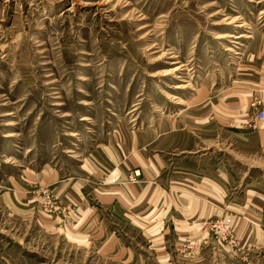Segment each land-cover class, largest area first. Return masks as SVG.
<instances>
[{"label":"rangeland","instance_id":"374dc122","mask_svg":"<svg viewBox=\"0 0 264 264\" xmlns=\"http://www.w3.org/2000/svg\"><path fill=\"white\" fill-rule=\"evenodd\" d=\"M256 80L264 0H0V264H264V146L230 132L264 130ZM207 151L197 174L239 194L192 240L106 220L140 208L142 170L192 177ZM112 230L128 250L102 248Z\"/></svg>","mask_w":264,"mask_h":264},{"label":"crops","instance_id":"0c3cea01","mask_svg":"<svg viewBox=\"0 0 264 264\" xmlns=\"http://www.w3.org/2000/svg\"><path fill=\"white\" fill-rule=\"evenodd\" d=\"M260 85L261 82L253 81V99L264 101V91L263 93L260 91ZM249 102V99H246V108ZM240 113L242 111L236 110L234 116L238 117ZM230 132L237 142L252 140L260 146H264V130L250 131L247 128L239 127ZM211 153L205 152L199 156L192 153V158L204 157V159L192 161V177L178 174L174 168L170 171L165 161L157 160L153 165L154 167L148 169L147 172L142 170V177L145 182L139 186L132 185L130 187L134 194L140 192L142 195L140 208L130 212L127 208L123 211L111 208L107 212L108 218L106 220L119 226L124 219L123 224L132 231L139 229L142 238H146L150 246L165 247L166 242H169L168 237H173V240H192V226L196 227L198 224L204 223L207 217L227 214L239 194L237 187L229 190L230 177L227 173L221 171L220 178L215 177V180L207 175L206 169L201 171L203 172L202 175L197 174L196 168L213 165L210 157L205 158ZM217 164L223 166L220 160ZM145 174L146 176H144ZM209 174L211 175L210 172ZM256 182L261 183L260 181ZM245 187L247 186L245 185ZM245 191L243 190V195L246 194ZM103 211V209L102 213L100 211V215L105 216L106 212L103 214ZM153 233L158 235L152 236ZM116 236V230L109 232L102 248L119 250L124 248L128 250V247Z\"/></svg>","mask_w":264,"mask_h":264},{"label":"built area","instance_id":"2783aa9c","mask_svg":"<svg viewBox=\"0 0 264 264\" xmlns=\"http://www.w3.org/2000/svg\"><path fill=\"white\" fill-rule=\"evenodd\" d=\"M253 105V104H252ZM245 124L252 130L260 127L264 128V103H262L252 114L248 122ZM137 176L134 175L133 179ZM211 228L222 235L223 238L230 236L231 234V220L224 218L221 221L215 222L211 225Z\"/></svg>","mask_w":264,"mask_h":264},{"label":"bare ground","instance_id":"6f19581e","mask_svg":"<svg viewBox=\"0 0 264 264\" xmlns=\"http://www.w3.org/2000/svg\"><path fill=\"white\" fill-rule=\"evenodd\" d=\"M181 70V67L180 68H176L175 70H174V72H177V71H180ZM173 72V71H172ZM169 73V72H168Z\"/></svg>","mask_w":264,"mask_h":264}]
</instances>
